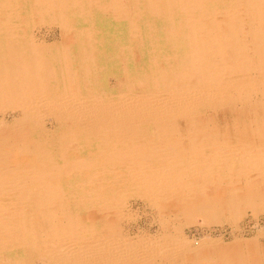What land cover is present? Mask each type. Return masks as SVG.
Wrapping results in <instances>:
<instances>
[{
  "label": "bare ground",
  "instance_id": "bare-ground-1",
  "mask_svg": "<svg viewBox=\"0 0 264 264\" xmlns=\"http://www.w3.org/2000/svg\"><path fill=\"white\" fill-rule=\"evenodd\" d=\"M137 201L154 232L124 231ZM247 212H264V0H0V264H264L261 236L183 234Z\"/></svg>",
  "mask_w": 264,
  "mask_h": 264
},
{
  "label": "rangeland",
  "instance_id": "rangeland-1",
  "mask_svg": "<svg viewBox=\"0 0 264 264\" xmlns=\"http://www.w3.org/2000/svg\"><path fill=\"white\" fill-rule=\"evenodd\" d=\"M98 21H99V25L96 24V26H99L100 28H102V26L105 23V27L109 31V35L108 36L105 35V37L106 38L109 37L111 39L112 45L115 42L116 38L120 39L119 38L121 36L120 33L123 32L121 28H119L120 31L116 30V25L112 23L110 20L109 21L106 20V18H104L103 20L102 18H99ZM44 32H46V28H43L41 31V33L45 34ZM106 49L110 51V48H106ZM111 61L112 60H109V59L107 60L103 59L99 61L100 68L97 74L99 76H97L96 83H97L98 89L101 91L112 92L113 90L119 88L118 87L119 85H121L119 84L120 83L119 80H122L121 82L124 81L123 76H121L120 71L116 69L117 66L119 65L116 63L115 65H113V63H109ZM130 202H132L131 199H130ZM131 208H132V211L135 212V214L138 217H135L133 221H130L127 224L125 223L126 226H124V231L126 232V234L132 233L133 235V233H136V231H139V230H145V231H150V232H154L156 230L157 228L156 225L151 223V220H152L151 215L149 214L146 208L145 209L143 208V204L141 203V201H137V203H134L131 206ZM231 233H234V235H237V237L239 236L242 238H249L255 235L259 237L261 236L259 239L261 243L264 245V212H260L256 215H252L250 212H247L243 220L236 224V227L230 226L229 223L227 222L226 223L222 222V224L220 223L218 225L216 224L203 225L200 223H196L194 225L186 226L183 229V234L188 238L201 237L202 235L211 234L214 237L221 236L224 242L231 240L232 238Z\"/></svg>",
  "mask_w": 264,
  "mask_h": 264
}]
</instances>
